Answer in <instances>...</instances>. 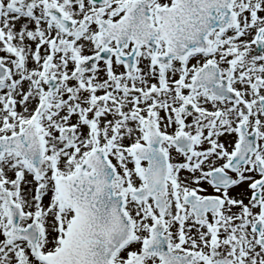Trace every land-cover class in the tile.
<instances>
[{
  "label": "snow or ice",
  "instance_id": "obj_1",
  "mask_svg": "<svg viewBox=\"0 0 264 264\" xmlns=\"http://www.w3.org/2000/svg\"><path fill=\"white\" fill-rule=\"evenodd\" d=\"M0 264H264V0H0Z\"/></svg>",
  "mask_w": 264,
  "mask_h": 264
}]
</instances>
